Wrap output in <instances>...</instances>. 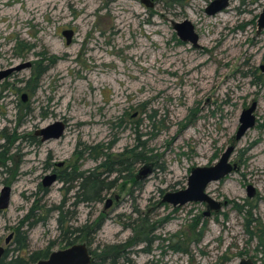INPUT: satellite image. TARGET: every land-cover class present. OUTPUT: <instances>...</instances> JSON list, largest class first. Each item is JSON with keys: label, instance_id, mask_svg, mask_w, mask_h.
I'll return each mask as SVG.
<instances>
[{"label": "rangeland", "instance_id": "rangeland-1", "mask_svg": "<svg viewBox=\"0 0 264 264\" xmlns=\"http://www.w3.org/2000/svg\"><path fill=\"white\" fill-rule=\"evenodd\" d=\"M147 1L0 0L3 11H14L0 15V71L30 62L0 80V191L11 188L0 211V246H14L15 227L34 208L21 228L26 251L62 249L59 206L63 228L100 221L89 243L76 240L103 253L89 252L100 264H237L242 257L264 264V248L249 233L253 220L264 225V85L257 78L264 79V30L256 22L264 0H226L211 15L206 8L222 0ZM185 20L196 46L174 29ZM65 30L73 31L68 44ZM252 102L255 124L235 140ZM55 121L65 125L60 138L31 139ZM229 145L236 168L206 188L220 209L205 215V203L161 201ZM131 149L148 160L113 164L121 170L103 173L112 188L101 201L74 205L76 182L65 180L72 170H94L101 151L116 161ZM52 174L56 180L43 186ZM145 234L151 244H131ZM125 243L124 254L109 257V245Z\"/></svg>", "mask_w": 264, "mask_h": 264}, {"label": "water", "instance_id": "water-1", "mask_svg": "<svg viewBox=\"0 0 264 264\" xmlns=\"http://www.w3.org/2000/svg\"><path fill=\"white\" fill-rule=\"evenodd\" d=\"M148 4V1L145 0ZM227 1H215L206 8L207 14L211 15L216 12L221 11L227 6ZM257 32L264 30V6L257 17ZM174 29L178 37L182 41L192 42L194 46L197 44L198 36L193 30L192 24L185 20L181 23H176ZM62 34L66 37V43L68 44L73 35L72 30H65ZM30 66V62H25L23 64L17 65L15 67L8 68L6 70L0 71V80L8 76L11 72L15 70H20ZM264 76V64L259 66ZM23 100L25 94H23ZM256 108V102H252L251 105L241 111L239 117V126L235 132L234 139L239 140L244 133L255 124V116L253 114ZM65 125L61 121H55L44 128H40L34 132L35 135L40 136L41 141H46L49 139H58L63 135ZM235 149L234 145H229L220 155L219 159L212 165L207 166H196L191 168L190 173L187 177L186 187L184 189L167 192L162 197V202H167L172 206H180L188 202H200L207 205L208 210L204 213L209 214L210 210H218L221 208V203L213 199L207 194L206 188L209 183L213 181H218L224 178L226 175L230 174L236 168L235 163L230 162V157ZM148 169H142L140 171L141 175L145 174ZM56 180V175H47L43 178V186H49ZM247 195L252 197L254 195V188L251 185L247 186ZM11 197V188L9 186H4L0 191V210L8 207ZM224 201L223 204H225ZM111 201L108 199L106 201L105 207H108ZM11 235L6 238V242L10 239ZM4 247L0 246V259L3 255ZM92 258L91 254L85 243H74L62 249H57L51 251L46 258L37 260L34 264H91ZM237 264H254L249 258L242 257Z\"/></svg>", "mask_w": 264, "mask_h": 264}, {"label": "trees", "instance_id": "trees-1", "mask_svg": "<svg viewBox=\"0 0 264 264\" xmlns=\"http://www.w3.org/2000/svg\"><path fill=\"white\" fill-rule=\"evenodd\" d=\"M38 74L42 73L44 71L43 69H37ZM260 79L261 83L264 85V79L261 80V77H258ZM110 145L107 147L103 148L106 150H109ZM130 159L129 157H125V159H118L116 161L112 160L109 153L101 151V157H102V162L94 169L90 171H76L72 170L69 173V177H66L65 180L70 181L72 184L73 182H76V185L74 187L76 188V192L74 194L76 201L74 202V205L80 202H98L101 201L102 199V193L104 191H107L112 188V181L110 183L105 182V176H103V173L111 174L117 171H120L121 169H116L113 167V164H120V165H126L131 164L132 162H138V161H147L148 159L143 157L142 152H135L134 149H131L130 151ZM119 157L123 156V154H118ZM98 157H95V160ZM103 170V171H102ZM107 174H105L107 176ZM72 188V185H71ZM250 201H247L249 203ZM253 205V204H252ZM252 205H250V208H252ZM245 206L240 205L238 206L237 204L234 205V209L238 210L239 212L243 211ZM58 210V216L56 217L57 225L62 232V239L64 241V245L62 248H65L67 246H70L74 243H76V240L78 238H84V240L87 241V243L90 242L88 239V236L93 230H96L98 228V225L100 221H98L95 224H81L79 226H73V225H68L65 228H63L67 216L63 214V211H61L60 207H56ZM249 210V209H248ZM34 212V208L30 209L29 214H26L25 217L20 221V223L15 227L16 230V235L13 240V247L6 248L4 250V253L0 259V264H34L37 260L46 258L48 254L52 251L51 247L48 246L45 249L38 250V251H31L28 252L26 251L28 248V243H27V229L22 230L21 228L24 226V221H27L31 216H36ZM48 212V209L47 211ZM246 214L248 212L246 211ZM70 218H74V212L69 215ZM41 217H37L34 220L27 222V227H32L33 225L37 224L40 221ZM69 218V219H70ZM253 225L251 227L254 228L255 232L253 233L252 231L249 230L250 234H254L256 238L258 239L259 245L264 248V225L260 220H253ZM201 232V231H200ZM143 241L147 245L151 244L152 240L148 238V236L145 234L144 237H140L139 239L135 238L131 244ZM130 243H125V244H112L109 245L107 248H110V253L111 255L109 257H114L115 255L118 254L122 255L125 252V247L130 246ZM89 252L93 255L94 258L96 259H101V255L103 253H98L97 250H90ZM103 252H105L103 250ZM100 256V257H99ZM104 262V261H103ZM103 262H97V260H93L91 264H100ZM109 264H115L110 262ZM153 264V263H152Z\"/></svg>", "mask_w": 264, "mask_h": 264}, {"label": "bare ground", "instance_id": "bare-ground-1", "mask_svg": "<svg viewBox=\"0 0 264 264\" xmlns=\"http://www.w3.org/2000/svg\"><path fill=\"white\" fill-rule=\"evenodd\" d=\"M48 2H49V0H43V4L48 3ZM12 13H14L13 10L3 11V9H2V7H1V5H0V15H1V16H4L5 14H12ZM29 18H31V17H29ZM32 18H34V16H33Z\"/></svg>", "mask_w": 264, "mask_h": 264}, {"label": "flooded vegetation", "instance_id": "flooded-vegetation-1", "mask_svg": "<svg viewBox=\"0 0 264 264\" xmlns=\"http://www.w3.org/2000/svg\"><path fill=\"white\" fill-rule=\"evenodd\" d=\"M259 66H260V65H259ZM29 67H30V66H29ZM23 94H24V93H23ZM23 94L21 95V99H22V101L24 102V101H26V94H25L24 100H23V97H22ZM243 110H244V109H243ZM34 136H35V137H38V138L40 137V136H37V135L34 134V135L32 136V138H31V139L34 140V141L36 140V138H35ZM40 141H41V139H40ZM41 142H43V141H41ZM232 163H234V162H232ZM236 166H237V165H236ZM254 194H255V190H254ZM253 196H254V195H253ZM253 196H252V197H253ZM247 197H248V195H247ZM252 197H248V198H252ZM3 210H4V209H3ZM0 211H2V210H0ZM5 240H6V239H5ZM5 244H7L6 241H5ZM4 250H5V248H4ZM3 253H4V252H3ZM254 264H255V263H254Z\"/></svg>", "mask_w": 264, "mask_h": 264}]
</instances>
